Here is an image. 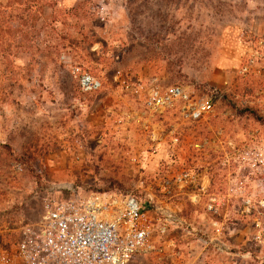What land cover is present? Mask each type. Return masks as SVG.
Here are the masks:
<instances>
[{
    "label": "rangeland",
    "instance_id": "1",
    "mask_svg": "<svg viewBox=\"0 0 264 264\" xmlns=\"http://www.w3.org/2000/svg\"><path fill=\"white\" fill-rule=\"evenodd\" d=\"M36 6L0 53V246L38 226L45 198L97 191L149 213L154 248L133 264H264V0ZM77 67L102 89L83 93ZM122 80L216 93L215 113L176 143L163 120L153 143Z\"/></svg>",
    "mask_w": 264,
    "mask_h": 264
},
{
    "label": "built area",
    "instance_id": "2",
    "mask_svg": "<svg viewBox=\"0 0 264 264\" xmlns=\"http://www.w3.org/2000/svg\"><path fill=\"white\" fill-rule=\"evenodd\" d=\"M74 73L83 93L102 89L100 79L89 71L77 67ZM122 82L138 100L140 118L153 143L161 141L157 126L163 120L176 123L172 132L176 143L180 127L207 121L215 113L216 93L180 85ZM191 178L196 185V177L188 173L178 180ZM206 190L202 183L195 194ZM195 194L193 200L198 198ZM43 208L41 222L28 228L15 248L0 246V264H133L135 258L154 248V224L136 196L93 191L45 198ZM160 229L166 232V228Z\"/></svg>",
    "mask_w": 264,
    "mask_h": 264
},
{
    "label": "trees",
    "instance_id": "3",
    "mask_svg": "<svg viewBox=\"0 0 264 264\" xmlns=\"http://www.w3.org/2000/svg\"><path fill=\"white\" fill-rule=\"evenodd\" d=\"M37 0H0V53L9 54L10 48L21 39L24 28L32 33L36 23ZM24 6L26 8H24ZM9 46V48H8Z\"/></svg>",
    "mask_w": 264,
    "mask_h": 264
}]
</instances>
